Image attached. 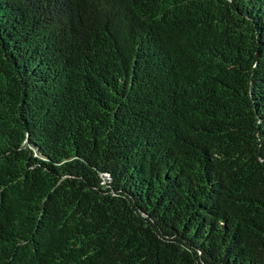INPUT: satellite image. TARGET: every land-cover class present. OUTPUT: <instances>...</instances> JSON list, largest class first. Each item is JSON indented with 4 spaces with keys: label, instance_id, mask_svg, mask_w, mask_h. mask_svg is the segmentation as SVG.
Masks as SVG:
<instances>
[{
    "label": "trees",
    "instance_id": "obj_1",
    "mask_svg": "<svg viewBox=\"0 0 264 264\" xmlns=\"http://www.w3.org/2000/svg\"><path fill=\"white\" fill-rule=\"evenodd\" d=\"M0 264H264V0H0Z\"/></svg>",
    "mask_w": 264,
    "mask_h": 264
}]
</instances>
